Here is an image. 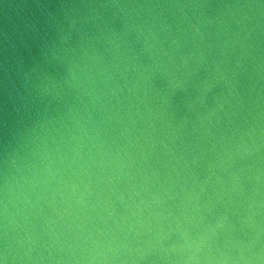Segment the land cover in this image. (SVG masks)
<instances>
[{"label": "water", "instance_id": "obj_1", "mask_svg": "<svg viewBox=\"0 0 264 264\" xmlns=\"http://www.w3.org/2000/svg\"><path fill=\"white\" fill-rule=\"evenodd\" d=\"M0 264H264V0H0Z\"/></svg>", "mask_w": 264, "mask_h": 264}]
</instances>
